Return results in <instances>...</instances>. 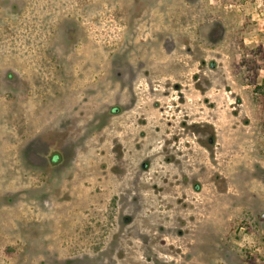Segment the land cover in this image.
Wrapping results in <instances>:
<instances>
[{
	"label": "rangeland",
	"instance_id": "obj_1",
	"mask_svg": "<svg viewBox=\"0 0 264 264\" xmlns=\"http://www.w3.org/2000/svg\"><path fill=\"white\" fill-rule=\"evenodd\" d=\"M0 264H264V0H0Z\"/></svg>",
	"mask_w": 264,
	"mask_h": 264
},
{
	"label": "trees",
	"instance_id": "obj_2",
	"mask_svg": "<svg viewBox=\"0 0 264 264\" xmlns=\"http://www.w3.org/2000/svg\"><path fill=\"white\" fill-rule=\"evenodd\" d=\"M111 110H112V112H116L117 111V108L116 107H112L111 108ZM51 161L53 162V163H57L59 160V157H58V155L57 154H53L52 156H51Z\"/></svg>",
	"mask_w": 264,
	"mask_h": 264
}]
</instances>
